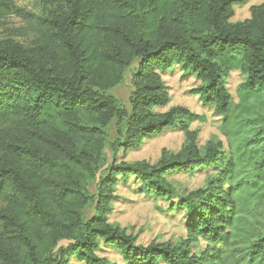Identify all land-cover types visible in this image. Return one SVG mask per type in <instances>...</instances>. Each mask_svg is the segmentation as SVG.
<instances>
[{
  "label": "trees",
  "instance_id": "16d2710c",
  "mask_svg": "<svg viewBox=\"0 0 264 264\" xmlns=\"http://www.w3.org/2000/svg\"><path fill=\"white\" fill-rule=\"evenodd\" d=\"M18 1L0 0V20ZM37 1L43 16L28 19L35 48L0 46V151L6 159L0 164V264H65L68 255L106 264L95 256L98 239L127 264H225V256L210 249L192 255L189 242L201 237L232 250L243 232L239 194L248 187L264 197V110L248 113L249 102L264 97V2L250 9V19L233 23V6L245 0ZM174 65L199 80L193 93L221 114L232 158L223 164L216 150L201 156L191 146L153 167L114 163L103 170L108 146L131 150L166 128L186 131L185 121L193 118L187 110L154 113L168 102L159 74ZM232 70L247 77L239 89L241 111L224 86ZM127 77L129 111L110 93ZM83 116L105 126L114 121V140ZM242 157L258 160L251 181L223 191L221 183L235 179ZM210 164L220 178L185 199L191 214L185 242L140 247L108 225L118 176L135 175L160 198L172 195L164 176ZM89 180L95 181L91 198ZM88 199L95 213L85 219ZM62 241L70 244L56 251ZM237 263L264 264V232Z\"/></svg>",
  "mask_w": 264,
  "mask_h": 264
},
{
  "label": "rangeland",
  "instance_id": "374dc122",
  "mask_svg": "<svg viewBox=\"0 0 264 264\" xmlns=\"http://www.w3.org/2000/svg\"><path fill=\"white\" fill-rule=\"evenodd\" d=\"M264 0H245L244 3L233 6L231 22H243L250 19V9L260 5ZM42 17V6L37 0H23L15 2L13 8L0 20V46L15 45L26 51L35 48L36 37L28 26L30 17ZM168 102L164 107L154 109L158 115L165 114L173 108H183L193 115L186 120V131L180 128H166L159 135L143 140L137 148L131 150H113L110 146L105 149L106 161L104 169L112 164H127L156 166L161 160H171L182 156L192 146L196 155H204L208 150L219 152L221 162L224 164L232 158V148L223 127V118L214 105L203 104L193 90L200 84L191 73L184 72L179 65H174L167 71L159 74ZM247 80L246 74L240 70H232L224 81V86L230 96L233 108L241 111L239 89ZM131 92L129 78L110 93L126 111H129L128 100ZM251 111L264 110V97L252 100ZM251 110V111H250ZM238 115V112H236ZM234 115L232 119H238ZM243 116V115H242ZM241 116V117H242ZM82 121L89 127L101 129L102 136L108 142L115 138L114 121L109 125H101L94 116H83ZM241 119V118H240ZM248 128H241L240 136ZM249 134V132H248ZM6 161L5 155L0 151V164ZM251 158L242 157L238 166V173L233 180H223L221 187L227 191L234 183L251 181L256 168ZM170 186L172 195L155 197L135 175L117 177V183L112 191V199L108 204L105 217L108 225L117 228L127 236L134 239L135 244L147 247L153 244L176 246L187 239L186 224L191 214L186 211L185 199L191 193L204 190L210 182L218 181L220 171L216 164L196 168L188 173L175 171L163 177ZM89 197L95 193V181L89 180ZM262 191L251 194L248 187L239 194L236 204L242 219L243 232L236 240V245L229 250V246L219 243L212 245L199 237L196 241H188L192 255L199 256L210 249L224 258L225 264H238L242 257L247 258L251 243L264 232V197ZM5 203L0 200V210ZM95 213V206L90 199L84 210V218L88 219ZM228 231V230H226ZM69 241L59 242L56 251L65 249ZM95 256L106 264H127L122 253L104 242L97 241ZM65 264H86L73 255L65 257Z\"/></svg>",
  "mask_w": 264,
  "mask_h": 264
}]
</instances>
